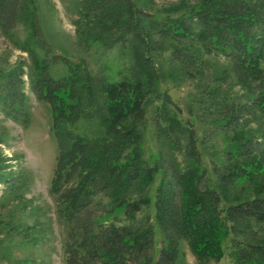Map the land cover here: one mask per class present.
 Wrapping results in <instances>:
<instances>
[{
    "label": "trees",
    "instance_id": "1",
    "mask_svg": "<svg viewBox=\"0 0 264 264\" xmlns=\"http://www.w3.org/2000/svg\"><path fill=\"white\" fill-rule=\"evenodd\" d=\"M87 6L112 22L124 19L121 39L144 51L136 55L137 72L119 82L102 84L100 90L87 67L51 55L34 0H0V28L7 37L12 38L20 22L28 24L31 40L22 48L32 59L31 87L38 100L51 108L58 148L52 193L59 199V217L71 232L65 247L66 264H148L149 251L157 240L162 247L156 264H176L181 241H186L197 258L221 261L223 244L231 238L234 264H264V243L255 239L264 228V168L261 160L254 162L258 158L246 156L252 151L250 145L258 150L257 141L242 139L236 151H222V157L238 168L213 179L193 129L195 122L181 118L182 108L167 92L159 94L161 103L149 120L145 97L159 72L153 59L145 56L149 45L140 31L143 24L154 22L156 32L165 37L200 43L232 61L243 85L264 84V10L219 13L202 6L181 18L153 21L133 0H87ZM181 62L190 66L194 60L183 58ZM57 63L68 70L59 80L50 73ZM1 79L2 112L27 121L22 82ZM218 93V89L211 92ZM205 114L212 117L217 131L238 127L246 119L264 117V92L245 102L218 104ZM95 120L106 127V141H93L76 132L79 122ZM149 121L167 151L153 162L145 158L142 129ZM153 185L152 203L149 189ZM248 185L263 193L250 200L227 201V191ZM97 197L107 198L112 209L92 214ZM151 207L153 213L148 212Z\"/></svg>",
    "mask_w": 264,
    "mask_h": 264
},
{
    "label": "rangeland",
    "instance_id": "2",
    "mask_svg": "<svg viewBox=\"0 0 264 264\" xmlns=\"http://www.w3.org/2000/svg\"><path fill=\"white\" fill-rule=\"evenodd\" d=\"M34 1L43 40L52 50L51 55L87 67L98 90L102 84L119 82L137 72L136 55H144V51L131 41L121 39L124 19L112 22L103 12L90 11L87 0ZM133 2L153 21L181 18L190 9L202 6L219 13H237L247 8L264 10V0ZM156 28L153 22L143 24L140 30L149 45L145 56L153 59L159 72L153 90L145 97L146 117L152 118L155 107L161 103L159 94L167 92L182 108L181 118L190 117L195 122L193 129L213 179H217L218 174L238 168L234 161L222 157L221 152L230 148L236 151L242 139L257 141L258 150L250 145L252 151L246 156L248 159L258 158L254 162L261 160L264 168V117L258 115L246 119L248 121L238 127L217 131L212 117L205 114L218 104L245 102L263 94L264 84L243 85L238 81V71L232 61L209 51L200 43L165 37L156 32ZM30 40L31 33L25 20L19 23L12 38L0 28V81L3 80L1 78L12 77L17 84L22 82L25 110L29 114L28 120L23 122L6 117L0 107V264H66L65 247L71 233L70 226L59 217V199L52 193L58 148L52 131L51 108L38 100L31 87L32 59L22 48V44ZM183 58H193L194 62L190 66L184 65L181 62ZM50 73L52 78L59 80L67 76L68 70L62 63H57L51 67ZM216 89L219 92L217 96L211 94ZM142 129L146 160L153 162L157 155H167L155 125L149 121ZM106 131L100 120L79 122L76 129L78 134L93 141H106ZM156 185L149 189L152 203ZM262 193L252 185L238 186L227 191V201L250 200ZM111 209L112 205L105 197H97L91 207L95 215ZM148 212L153 213V207ZM255 239L264 243V228L259 230ZM232 245V238L226 240L223 259L215 261L197 258L186 241H181L176 264H234ZM161 247L157 240L149 251L148 264H156Z\"/></svg>",
    "mask_w": 264,
    "mask_h": 264
}]
</instances>
